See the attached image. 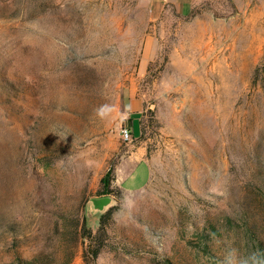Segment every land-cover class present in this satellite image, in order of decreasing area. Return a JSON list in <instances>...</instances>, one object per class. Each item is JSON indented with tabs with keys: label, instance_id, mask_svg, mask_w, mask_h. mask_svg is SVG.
<instances>
[{
	"label": "rangeland",
	"instance_id": "obj_1",
	"mask_svg": "<svg viewBox=\"0 0 264 264\" xmlns=\"http://www.w3.org/2000/svg\"><path fill=\"white\" fill-rule=\"evenodd\" d=\"M29 263L264 264V0H0V264Z\"/></svg>",
	"mask_w": 264,
	"mask_h": 264
},
{
	"label": "crops",
	"instance_id": "obj_2",
	"mask_svg": "<svg viewBox=\"0 0 264 264\" xmlns=\"http://www.w3.org/2000/svg\"><path fill=\"white\" fill-rule=\"evenodd\" d=\"M197 0H151L154 10L172 6L181 15L188 14ZM128 100L129 113L138 115V102L134 101L130 92ZM147 150L139 145H132L131 152L124 156L115 169L116 182L125 193H137L145 189L152 177L151 165L146 157Z\"/></svg>",
	"mask_w": 264,
	"mask_h": 264
},
{
	"label": "trees",
	"instance_id": "obj_3",
	"mask_svg": "<svg viewBox=\"0 0 264 264\" xmlns=\"http://www.w3.org/2000/svg\"><path fill=\"white\" fill-rule=\"evenodd\" d=\"M111 180H113V177H112V173H107V175L103 178L102 180V184H103V192L105 194H107L108 192H110V185H111ZM115 208H111L106 215L102 216V220H101V223L104 222V220L106 219V217L110 216L112 214V212L114 211ZM83 235H84V238H87V239H90V240H94L96 238V236H93L92 232L87 230L85 225L83 226ZM99 253H100V248H96V249H93L91 247H89L85 254H84V260L86 262V259H92V261L95 262V260L98 258L99 256ZM35 263H37V261H35ZM29 264H32V263H29Z\"/></svg>",
	"mask_w": 264,
	"mask_h": 264
},
{
	"label": "built area",
	"instance_id": "obj_4",
	"mask_svg": "<svg viewBox=\"0 0 264 264\" xmlns=\"http://www.w3.org/2000/svg\"><path fill=\"white\" fill-rule=\"evenodd\" d=\"M121 135L125 141L127 142L133 141L132 131L128 127L121 128Z\"/></svg>",
	"mask_w": 264,
	"mask_h": 264
}]
</instances>
